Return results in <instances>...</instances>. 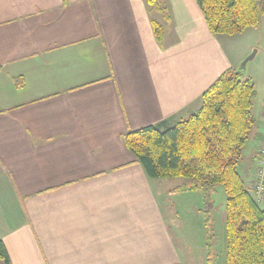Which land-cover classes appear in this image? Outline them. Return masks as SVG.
Returning <instances> with one entry per match:
<instances>
[{
	"label": "crops",
	"instance_id": "crops-1",
	"mask_svg": "<svg viewBox=\"0 0 264 264\" xmlns=\"http://www.w3.org/2000/svg\"><path fill=\"white\" fill-rule=\"evenodd\" d=\"M159 2L0 0V241L11 264H183L173 197L193 193L190 181L149 178L124 137L197 113L264 46L236 56L237 36L213 35L196 0ZM249 29L264 41V16ZM259 77L238 172L260 203Z\"/></svg>",
	"mask_w": 264,
	"mask_h": 264
},
{
	"label": "trees",
	"instance_id": "trees-1",
	"mask_svg": "<svg viewBox=\"0 0 264 264\" xmlns=\"http://www.w3.org/2000/svg\"><path fill=\"white\" fill-rule=\"evenodd\" d=\"M162 10L159 0H146ZM210 32L237 36L257 26L264 0H196ZM157 39L164 29L153 22ZM255 83L240 72L223 74L202 96L197 113L168 129L156 126L129 132L128 150L151 179H185V191L208 196L226 193V264H264V209L248 190L238 166L255 124ZM0 259L11 264L0 241Z\"/></svg>",
	"mask_w": 264,
	"mask_h": 264
},
{
	"label": "rangeland",
	"instance_id": "rangeland-1",
	"mask_svg": "<svg viewBox=\"0 0 264 264\" xmlns=\"http://www.w3.org/2000/svg\"><path fill=\"white\" fill-rule=\"evenodd\" d=\"M256 30L259 29H249L246 33L232 37L231 40L234 41L229 46V51L239 56L245 50L243 45L249 46L253 42L259 44L261 41L264 46V41L260 40V33ZM257 50L258 48L251 50L250 54L240 62L237 69L242 77H249L250 74L262 75L263 78H258L262 82L264 79V52L247 62L245 69L242 68L243 62ZM258 90L259 95L256 99L258 102H263L264 84H259ZM171 183L169 180L165 184L172 187ZM208 196L204 198L202 192L194 191L188 194L179 193L173 197L174 204L182 218L180 233L177 236L180 240L178 244L182 243L184 247L182 252L183 264H226L225 209L227 196L222 187H218ZM259 204L264 209V201Z\"/></svg>",
	"mask_w": 264,
	"mask_h": 264
},
{
	"label": "built area",
	"instance_id": "built-area-1",
	"mask_svg": "<svg viewBox=\"0 0 264 264\" xmlns=\"http://www.w3.org/2000/svg\"><path fill=\"white\" fill-rule=\"evenodd\" d=\"M259 154L264 157V137L260 142ZM261 167L258 169V177L255 180L254 189L259 201L264 200V161L261 160Z\"/></svg>",
	"mask_w": 264,
	"mask_h": 264
},
{
	"label": "water",
	"instance_id": "water-1",
	"mask_svg": "<svg viewBox=\"0 0 264 264\" xmlns=\"http://www.w3.org/2000/svg\"><path fill=\"white\" fill-rule=\"evenodd\" d=\"M256 53V52H255ZM255 53L253 54V55H251V56H249L244 62H243V64H242V68H246V63L247 62H249V61H251V60H253L254 58H255Z\"/></svg>",
	"mask_w": 264,
	"mask_h": 264
}]
</instances>
